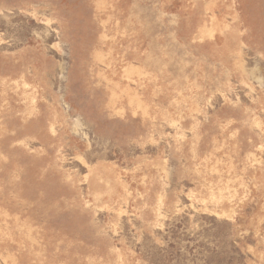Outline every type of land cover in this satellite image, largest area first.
Instances as JSON below:
<instances>
[{
    "label": "rangeland",
    "instance_id": "obj_1",
    "mask_svg": "<svg viewBox=\"0 0 264 264\" xmlns=\"http://www.w3.org/2000/svg\"><path fill=\"white\" fill-rule=\"evenodd\" d=\"M0 264H264V0H0Z\"/></svg>",
    "mask_w": 264,
    "mask_h": 264
}]
</instances>
